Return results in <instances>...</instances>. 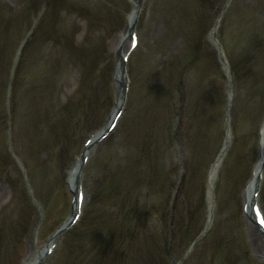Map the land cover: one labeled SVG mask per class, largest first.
Here are the masks:
<instances>
[{
  "label": "rangeland",
  "instance_id": "374dc122",
  "mask_svg": "<svg viewBox=\"0 0 264 264\" xmlns=\"http://www.w3.org/2000/svg\"><path fill=\"white\" fill-rule=\"evenodd\" d=\"M227 1L142 0L123 118L84 167V223L39 263L72 211L67 174L115 107L114 66L128 45H113L133 4L0 0V264H138L141 254L144 264H264L243 210L264 79L229 72L209 36ZM257 21L264 0H231L216 32L227 55L246 51L243 33ZM229 132L208 195L207 172ZM256 197L264 209V179Z\"/></svg>",
  "mask_w": 264,
  "mask_h": 264
},
{
  "label": "bare ground",
  "instance_id": "6f19581e",
  "mask_svg": "<svg viewBox=\"0 0 264 264\" xmlns=\"http://www.w3.org/2000/svg\"><path fill=\"white\" fill-rule=\"evenodd\" d=\"M136 14L137 11L136 9L133 10L129 16V22H128V27L130 29L134 28V23H135V18H136ZM120 37V36H119ZM123 39V40H122ZM123 43L120 48L122 50L123 47H126L127 43H126V39H125V34L122 35V37L119 39L118 43ZM131 45V38H130V42L128 43V46L130 47ZM114 49L116 50L117 47V40L115 41V44L113 45ZM119 51V48L117 49ZM126 65H124L122 62L118 63L116 66V83H117V87H118V100L117 103L122 104L124 101V91L126 89V83H127V77H126ZM70 82V81H69ZM68 82V84H69ZM73 83V82H72ZM229 141H230V135L227 136L226 141L219 153V155L217 156L216 160L213 162V164L210 166L209 172H208V177H207V182H208V187L209 189L212 188L218 171L220 169V166L222 164L223 158L225 156L226 151L228 150V145H229ZM261 149H260V155H259V160L257 161V163L255 164L254 170H253V174L249 180V185H248V190L251 191V189H258L261 186V173L264 169V123L261 127ZM84 156L87 155L86 151L83 152ZM81 160L78 159V161L73 164V166L70 168L69 170V182L73 185L75 183V181L77 180V177H79L80 171H79V167H80V163ZM248 201H252L255 200V198L253 197L251 199V196L248 194ZM247 217L252 220V215H251V211L247 213ZM63 227H65V225H63ZM251 230V238L253 241V244L257 247V245L259 244L261 246L262 249H264V235L262 234V231H260L258 225L255 224H251L250 227ZM260 250V249H259ZM44 255V251H40V253H38L36 260L41 258Z\"/></svg>",
  "mask_w": 264,
  "mask_h": 264
}]
</instances>
